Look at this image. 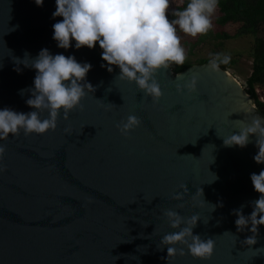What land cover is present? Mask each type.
<instances>
[{
	"label": "water",
	"instance_id": "obj_1",
	"mask_svg": "<svg viewBox=\"0 0 264 264\" xmlns=\"http://www.w3.org/2000/svg\"><path fill=\"white\" fill-rule=\"evenodd\" d=\"M55 11V0H0V110L35 111L26 101L36 70L22 61L42 49L90 63L83 83L95 89L82 110L67 120L61 112L55 130L0 140V264H264V226L257 243L245 245L251 225L238 232L233 214L244 205L249 216L259 199L250 178L264 170L254 160L256 137L245 147L223 142L238 121L264 117L251 95L226 69L204 62L158 73L163 95L153 103L134 83L116 80L118 67L107 71L99 43L59 48L53 25L63 18ZM193 78L194 91L184 87ZM129 115L142 123L122 135L117 125ZM168 209L199 215L193 234L215 240L210 260L187 248L168 256L160 243L174 231Z\"/></svg>",
	"mask_w": 264,
	"mask_h": 264
},
{
	"label": "clouds",
	"instance_id": "obj_2",
	"mask_svg": "<svg viewBox=\"0 0 264 264\" xmlns=\"http://www.w3.org/2000/svg\"><path fill=\"white\" fill-rule=\"evenodd\" d=\"M55 2L56 11L53 17L63 18L53 25V39L58 47L67 50L73 40L77 50L83 47L93 49L99 43L102 60L108 66L107 71L111 73L113 66L118 67L120 73L116 80L134 83L138 90L144 93V98L150 97L153 103L158 102L163 95L156 79L157 74L170 69L171 65H184L188 58L179 33L192 38L207 35L213 28L212 17L219 4V0H188L181 10L172 11L175 19L170 20V0ZM35 3L42 6L44 0H35ZM230 61L229 55L218 53L211 58L208 68L218 72L221 65H228ZM22 63L25 67L36 70L34 89L28 90L31 92V98L26 101L35 111L25 114L9 108L0 110V140H6L10 134L19 135L21 131L29 135L55 130L61 112L63 119L67 120L72 111L82 110L81 102L88 92L95 91L90 83H83L92 65L81 64L74 56L52 55L48 49H42L35 59H29L25 53ZM196 83L193 78L184 87L194 91ZM20 94L23 95L24 90H21ZM45 112L48 113L47 117H43ZM141 123L137 116L129 115L117 128L122 135H127ZM238 124L237 132L223 137L224 145L245 147L250 142V137L254 136L258 148L254 160L257 164L264 163V117L253 116L250 123L238 121ZM5 151L6 147L0 145V159ZM250 178L254 190L260 194L259 199L251 202L253 210L249 216L243 214L244 205L233 210V214L237 217L235 225L238 232L251 225L249 230L252 235L246 237L243 244L253 246L257 243L258 227L264 226V170L259 174H251ZM201 193L203 195L202 189L196 192ZM173 199L182 200L183 195L177 194ZM178 207L182 208L183 205ZM163 215L169 227L174 229L165 234L160 242L163 247H167L168 256H184V248H187V254L193 258L211 259L215 240L211 237L202 239L201 235L193 234V229L200 221L199 215L185 218L171 209L165 210ZM177 245L183 247L178 250Z\"/></svg>",
	"mask_w": 264,
	"mask_h": 264
},
{
	"label": "trees",
	"instance_id": "obj_3",
	"mask_svg": "<svg viewBox=\"0 0 264 264\" xmlns=\"http://www.w3.org/2000/svg\"><path fill=\"white\" fill-rule=\"evenodd\" d=\"M188 0H182L176 7L181 10ZM218 15L215 18L217 24H236L230 33L221 31L213 34L214 38L229 39L243 35L252 36V50L250 72L245 78L244 90L253 98L257 110L264 115V103L259 100L254 90L255 85H264V0H219ZM208 62L206 58H198L194 63ZM186 62L182 66L171 65L173 72L181 71L187 66L194 64ZM228 65L220 68L227 69Z\"/></svg>",
	"mask_w": 264,
	"mask_h": 264
},
{
	"label": "rangeland",
	"instance_id": "obj_4",
	"mask_svg": "<svg viewBox=\"0 0 264 264\" xmlns=\"http://www.w3.org/2000/svg\"><path fill=\"white\" fill-rule=\"evenodd\" d=\"M182 0H170L169 19H175L172 16V11L177 10L176 7L181 4ZM218 15V10L212 17L213 28L205 36H197L192 38L179 33L181 42L187 50L188 58L186 62L194 63L198 58H206L208 62L215 54H226L231 57V66L226 70L245 87V78L250 72L252 36L243 35L236 38L221 39L214 38L213 34L217 32L230 33L234 30L236 24L226 23L223 25L217 24L215 18ZM99 46V44H98ZM99 49L100 46H99ZM102 50V49H101ZM254 90L257 97L264 103V85H255Z\"/></svg>",
	"mask_w": 264,
	"mask_h": 264
}]
</instances>
